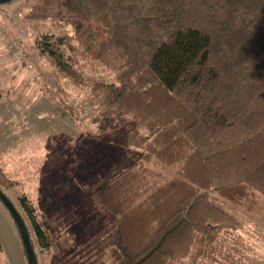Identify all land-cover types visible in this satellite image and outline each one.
<instances>
[{"label": "trees", "instance_id": "trees-1", "mask_svg": "<svg viewBox=\"0 0 264 264\" xmlns=\"http://www.w3.org/2000/svg\"><path fill=\"white\" fill-rule=\"evenodd\" d=\"M23 16L60 75L80 56L118 82L93 84L102 130L142 159L90 190L115 219L111 264H217L241 230L226 206L264 211V0H35ZM15 185L0 159L9 200ZM16 202L36 259L69 246L64 215Z\"/></svg>", "mask_w": 264, "mask_h": 264}, {"label": "rangeland", "instance_id": "rangeland-1", "mask_svg": "<svg viewBox=\"0 0 264 264\" xmlns=\"http://www.w3.org/2000/svg\"><path fill=\"white\" fill-rule=\"evenodd\" d=\"M34 2L35 0H12L0 5V17H2L0 22V139H2L1 133L5 125L3 122L9 118L3 112L7 105H10L20 109L24 115L31 114L43 119L55 133L59 129L67 133H76L71 139L55 136L56 141L59 142L57 146L56 143L51 144L52 141L44 144L49 146V149L55 150L57 156L61 157V160L53 161L48 165L52 171L61 170V173L72 175L83 166L85 161L90 164L93 160L94 167L98 168V162L100 163L101 160H107L108 157L111 160L103 169L106 177L98 178V182L85 186L83 191L80 189L76 197L79 198L81 194L82 200L76 207L77 214L73 217L74 222L70 221L66 213L57 210L49 203L28 197L20 182L8 179L4 174L0 155L5 178L16 183L13 189H4V191L18 209L16 196L24 194L36 205L50 207L65 216V225L72 233V242L56 256L42 254L36 246L37 263L52 264L51 262L55 260L57 264H111L108 233L115 219L107 209L93 202L90 190L99 182L106 181L109 174L108 168L112 170L117 165L115 172L111 174L112 177L110 176L111 179H107L110 181L138 165L142 159L141 151L126 148L114 142L111 136L113 129L107 132L102 130L103 124L112 123V120L101 117L100 114L105 109L100 106L103 103L102 99L94 98L96 93L93 84L116 82L107 65L88 59L85 66L84 60L76 56L75 59L78 61L72 67L78 76L67 78L56 72L52 61L37 55L34 49L35 33L23 16ZM40 153L46 155V146L42 147ZM14 156L19 157L20 152ZM123 156L128 158V165L124 171L120 172L122 168L119 165ZM83 157L92 160H86L87 158ZM21 159L27 160L22 156ZM61 161H67L63 168L58 167ZM58 187L63 189V186ZM226 209L240 222L241 230L238 232L239 238L236 237V241L239 239L238 244L235 241L233 250L229 253H219L217 264H264V221L262 219L264 211L255 216L248 212L245 206H226ZM19 210L22 213L21 209ZM96 210L103 211L107 215L98 213ZM111 220L110 225L102 229V236L99 234L103 243L107 244L109 256L102 254L101 257L97 252L87 257L90 253H86L85 250L89 249L88 246H91L93 242L89 239H77L76 234L92 236L91 231L97 221L107 224ZM32 239L34 240L33 234ZM6 241L10 244L9 239L6 238ZM10 246L13 250V245L10 244ZM25 260H23L24 264H26ZM0 262H3L1 258Z\"/></svg>", "mask_w": 264, "mask_h": 264}, {"label": "crops", "instance_id": "crops-1", "mask_svg": "<svg viewBox=\"0 0 264 264\" xmlns=\"http://www.w3.org/2000/svg\"><path fill=\"white\" fill-rule=\"evenodd\" d=\"M0 22H2V17H0ZM5 23L8 24L6 21ZM20 111L18 108L7 105L3 112L9 117L3 122L5 125H3L1 133L2 139H0V155L2 157L4 174L8 179L20 182L24 186L25 194L28 197L49 203L57 210L66 213L70 221L74 222L73 217L77 214L76 207L82 200L81 194H79V198L76 197L80 189L83 191L85 186L98 182V178L106 177L103 169L109 165L111 159L108 157L107 160H101L100 163L98 162L97 168L94 167V161L91 158L83 157L87 158L86 160L92 161H90V164L85 161L83 166L72 175L61 173V170L59 172L52 171L48 165L53 161L61 160V157L57 156L55 150L49 149V146L44 144L52 141L51 144L56 143L57 146L59 142L56 141L55 136H65L67 139H71L75 137L76 133H67L61 129L55 133L43 119L31 114L24 115ZM44 146H46V155L40 153ZM17 152H20L19 157L14 156ZM21 156L27 160H22ZM123 157L119 165L122 168L120 172L124 171L128 165V158ZM66 163L67 161H61L58 167L63 168ZM116 167L117 165L112 170L108 168L109 174L106 181L111 179V174L115 172ZM88 178H91V180H88ZM58 186H63V189H59ZM96 212L107 215L103 211V213L98 210ZM111 222L112 220L107 224L104 222L101 224V221H97L94 224V229L91 231L92 236L76 234L77 239H89L93 242L91 246H88L89 249L85 250L86 253H90L87 257L97 252L101 257L102 254H108L109 256L107 244L106 242L105 244L103 243L101 236L103 234L102 229L104 230ZM6 238L13 245V250L8 241H6ZM0 258L3 260L0 264H24L23 260H25L18 231L1 203ZM54 261L51 263L57 264Z\"/></svg>", "mask_w": 264, "mask_h": 264}, {"label": "water", "instance_id": "water-1", "mask_svg": "<svg viewBox=\"0 0 264 264\" xmlns=\"http://www.w3.org/2000/svg\"><path fill=\"white\" fill-rule=\"evenodd\" d=\"M12 0H0V5L8 3ZM0 203L6 209L10 215L14 225L18 231L21 245L23 247L27 264H37V260L34 254V250L31 245L30 237L25 223L23 222L17 209L11 203V201L0 191Z\"/></svg>", "mask_w": 264, "mask_h": 264}]
</instances>
